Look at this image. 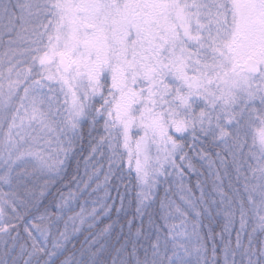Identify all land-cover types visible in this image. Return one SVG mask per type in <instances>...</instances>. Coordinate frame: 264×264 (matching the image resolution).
<instances>
[{
	"label": "snow or ice",
	"instance_id": "1",
	"mask_svg": "<svg viewBox=\"0 0 264 264\" xmlns=\"http://www.w3.org/2000/svg\"><path fill=\"white\" fill-rule=\"evenodd\" d=\"M0 264H264V0H0Z\"/></svg>",
	"mask_w": 264,
	"mask_h": 264
}]
</instances>
